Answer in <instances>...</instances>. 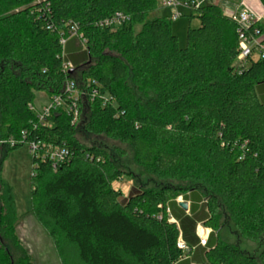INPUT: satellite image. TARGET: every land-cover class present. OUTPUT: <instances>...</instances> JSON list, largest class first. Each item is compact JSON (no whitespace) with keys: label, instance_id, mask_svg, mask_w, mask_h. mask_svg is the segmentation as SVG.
Masks as SVG:
<instances>
[{"label":"trees","instance_id":"16d2710c","mask_svg":"<svg viewBox=\"0 0 264 264\" xmlns=\"http://www.w3.org/2000/svg\"><path fill=\"white\" fill-rule=\"evenodd\" d=\"M159 9V0H0V141L27 133L6 146L0 166V264H32L11 250L17 208L1 177L8 154L30 142L68 151L56 168L33 157L30 181V212L63 264L70 254L79 264H264V248L253 257L217 234L223 207L241 238L264 237V60L235 66L238 24L217 5H191L189 20L200 25L188 28L184 49ZM117 13L128 20L101 26ZM254 29L263 35L261 24ZM68 81L89 87L90 98L77 102L87 117L74 122L59 109L35 129L36 92L65 99ZM136 93L155 99L144 104ZM80 126L129 146L161 185L124 197L114 183L133 174L109 152L82 145ZM199 223L212 228L205 247Z\"/></svg>","mask_w":264,"mask_h":264},{"label":"rangeland","instance_id":"374dc122","mask_svg":"<svg viewBox=\"0 0 264 264\" xmlns=\"http://www.w3.org/2000/svg\"><path fill=\"white\" fill-rule=\"evenodd\" d=\"M171 9L162 8L159 9L157 15L160 16H171ZM179 12L183 13V16L178 20L172 22V32L178 38L179 47L184 49L187 44V30L188 28H198L200 23L197 18L189 20V10L180 8ZM140 28L136 29L138 32ZM254 58H257V54H254ZM75 78H79V74H75ZM84 89H80L79 85L75 83V89H72L70 95L74 100L79 98L89 99V87L86 85ZM66 90V88H65ZM65 101H72L69 98L68 93H65ZM86 95V97L84 96ZM260 95V93H258ZM136 96L144 104L150 103L155 99L153 93H136ZM49 104V97L46 93L36 92V98L34 101V108L37 112L45 108ZM78 106V105H77ZM89 114L85 111L81 117L82 121ZM79 119V118H78ZM80 120V123H82ZM77 138L82 145L96 146L99 147L111 155L112 161L116 167L126 172L133 174L134 178H122L118 182L114 183V187L121 191L124 197H127L133 187L137 188H151L158 187L161 185V181L153 178L147 174H144L143 170L137 166L134 162L133 152L129 146L122 144L118 141H113L105 136H94L88 134L83 129V126L78 128ZM4 142V141H3ZM0 141V166L4 158V153L7 144H3ZM124 151L123 156L118 154V151ZM33 154L30 152L27 146H24L16 151H12L8 154L7 158L3 163L1 177L12 187V192L16 201L17 208V220L15 221L14 231L17 237L18 247L15 249L11 246V250L14 253L15 258H18L25 253L30 257L32 264H63L60 257L58 256L57 250L47 235L42 229L39 223L31 214V176L33 175ZM176 184L175 182L173 183ZM183 200L180 196L177 200ZM203 202L206 203V199L203 198ZM1 205V203H0ZM218 224L221 228L218 231V236L226 243L238 246L244 253L258 257L264 248V237L262 242L259 244L253 243L247 239L241 238L236 229L234 228L233 222L226 214L223 207L219 208L218 211ZM205 223L201 227L210 230L212 228L204 227ZM71 264H79L76 256L70 254L68 257Z\"/></svg>","mask_w":264,"mask_h":264},{"label":"built area","instance_id":"2783aa9c","mask_svg":"<svg viewBox=\"0 0 264 264\" xmlns=\"http://www.w3.org/2000/svg\"><path fill=\"white\" fill-rule=\"evenodd\" d=\"M161 8L171 9V16L170 19L172 21L178 20L180 17L183 16L182 12H179L180 8L188 9L191 5L201 6L203 5L205 0H159ZM233 18L234 21L238 24V37H239V48H238V55L235 61V66L242 70L249 66L250 61H258L264 60V40L262 39V35L259 29H254L252 33H249L248 30L252 27L255 23L253 17L247 12H241L238 15H229ZM128 20L123 14L117 13L112 18L106 19L105 21L101 22V26L103 27H111L116 28L120 26L122 23ZM76 35V29H73V34ZM62 45L64 46L66 43L65 39L61 41ZM254 54H257V58H254ZM73 66L70 63L65 65L66 70L72 69ZM66 90L65 93H68L69 98L72 99L71 104L67 105L66 101L62 96H54L49 98V104L45 106V108L41 109L40 112H37L34 107L31 110L35 113L37 117V124L34 126L36 129L37 127H44L50 125L49 118L53 111L64 109L67 113L73 116V121H77L80 116V111L78 109V100H74L70 95L72 94V89H75V83L73 81H68L66 83ZM96 95V92H94ZM93 95V96H94ZM70 102V101H69ZM26 132H22V140L26 137ZM17 141L15 139H9L8 141H2L3 144H7L11 147H14L18 144L23 143V141ZM27 146L30 152L33 154V157L41 159L43 161L49 160L53 167L56 168L59 163L63 162L67 156L68 151L65 148L61 149H54L50 146H47L43 143H36L30 142L27 143ZM197 234L200 240V245L205 247L207 245L209 239V231L201 225L197 227ZM178 247L183 250H189L188 246L180 239L178 242Z\"/></svg>","mask_w":264,"mask_h":264},{"label":"crops","instance_id":"0c3cea01","mask_svg":"<svg viewBox=\"0 0 264 264\" xmlns=\"http://www.w3.org/2000/svg\"><path fill=\"white\" fill-rule=\"evenodd\" d=\"M205 4H214L219 6L223 11V13L228 16L233 14L238 15L241 12H247L253 17L254 22L261 24L264 29V4L262 0H205L203 5ZM262 39L264 40V33L262 35ZM182 198L184 199L183 196ZM180 202L188 203L189 210L185 212L189 214L191 202L186 201L185 199L184 201L182 199L180 201L177 200L178 205ZM171 221L176 222V220L173 217ZM202 224L203 223H199L198 225H202ZM210 233L211 231L209 230V236Z\"/></svg>","mask_w":264,"mask_h":264},{"label":"water","instance_id":"95a60500","mask_svg":"<svg viewBox=\"0 0 264 264\" xmlns=\"http://www.w3.org/2000/svg\"><path fill=\"white\" fill-rule=\"evenodd\" d=\"M179 205L184 211H188L189 210V205H188L187 202H180Z\"/></svg>","mask_w":264,"mask_h":264}]
</instances>
